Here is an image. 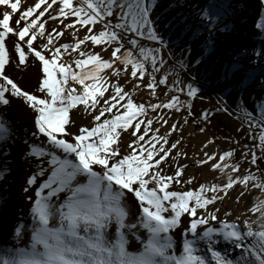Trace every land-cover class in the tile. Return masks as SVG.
<instances>
[{
  "label": "snow or ice",
  "instance_id": "obj_1",
  "mask_svg": "<svg viewBox=\"0 0 264 264\" xmlns=\"http://www.w3.org/2000/svg\"><path fill=\"white\" fill-rule=\"evenodd\" d=\"M154 8L155 0H36L27 7L22 0H0V108L10 107L13 98L21 100L31 110L32 136L46 138L29 144L25 154L40 161L38 171L27 180L29 187L38 185L34 201L29 197L33 201L31 243L0 249V264H264V199L248 210L259 214L258 231L253 230L256 221L241 223L240 216L229 221L231 212L221 219L220 209L210 208L234 186L248 190L251 182L264 194V180L245 173L238 162H225L233 157L232 150L206 152L197 161L221 173L230 169L226 183L171 190V185L183 182L186 166L177 165L174 175H167L161 165L173 158L180 144L169 141L178 125L172 124L161 135L153 125H167L168 120L153 119L149 112L180 111L181 102L177 95L163 103L135 99L142 85L152 96L158 85H168L170 73L159 79L156 75L164 69L162 53L169 41L156 27L159 17L152 18ZM224 11L218 0H206L198 9V29L211 33L222 22ZM46 14L71 30L73 42L60 43L65 33L57 28L47 31V20L41 21ZM69 18L72 22L65 23ZM98 25L102 28L96 31ZM258 27L264 28V21ZM88 42L101 51L87 50ZM103 52L110 56L104 58ZM29 61L39 68L38 87L33 91L6 70L12 64L27 68ZM185 89L188 97L197 95L198 88L182 85L178 79L170 92ZM242 111L250 128L261 127L264 147V101L259 105V123L247 107ZM124 133L133 138L126 152L121 148ZM15 134L0 113V144L14 142ZM217 161L225 163L221 166ZM251 163H256L255 153ZM8 171L4 168L0 177ZM194 180L190 177L185 183ZM129 198L135 202V213L128 207ZM130 214L135 222H130ZM22 228L20 224L15 228L17 237ZM181 228L178 243L173 233ZM140 229L147 233L146 239L139 235ZM129 235L141 243V251H127ZM227 245L240 249V255L234 257Z\"/></svg>",
  "mask_w": 264,
  "mask_h": 264
},
{
  "label": "rangeland",
  "instance_id": "obj_2",
  "mask_svg": "<svg viewBox=\"0 0 264 264\" xmlns=\"http://www.w3.org/2000/svg\"><path fill=\"white\" fill-rule=\"evenodd\" d=\"M35 2L36 0H22L25 7L31 6ZM204 5L205 0H155L152 18L156 20L159 17L156 27L169 41L168 47L162 53L166 61L164 69L156 75L159 79L165 72L170 73L168 85H158L156 96H152L150 90L142 85L141 90L137 91L135 96L137 103H163L167 102L171 95L179 97L182 105L180 111L163 109L157 113L149 112V116L153 119L163 116L168 120L167 125L160 123L153 125L154 128L160 129L161 135L169 132L172 124L178 125L177 130L169 136V141L179 140L180 144L172 152L173 158L161 165L167 175H174L177 165L186 166L184 167L183 182L170 186L171 190L175 191L195 189L201 183L224 184L227 182L230 169L221 173L219 170H212L211 165L199 166L197 164L198 160L205 158L206 152L212 154L232 150L234 155L226 160V163L235 164L238 162L245 173L251 172L260 180H264V147L261 146L259 139L262 129L261 127L250 128L248 117L242 111L247 107L253 112L257 123H259V105L261 101H264V87H262L264 76L260 75L264 73V55H259L257 51L248 48L245 44L227 42L230 36L237 38L239 35V28L247 16L245 9L231 17H226L210 33L208 29L200 30L197 26L198 9ZM44 20H47V31L51 32L53 28H57L65 33L64 37L60 39V43L73 42L71 30L62 28L60 19L56 21L47 19L46 14L41 18V21ZM64 22L71 23L72 19L69 18ZM101 28L102 26L98 25L96 31ZM84 34V30L81 29L80 37L82 38ZM142 43L152 47L158 46L148 41ZM6 46H8L7 43ZM125 47L127 48L128 45L125 44ZM87 50L101 51V47H93L88 42ZM102 55L107 59L110 52H103ZM256 57H258V62L253 67L252 62ZM6 70L7 74L25 89L33 91L38 87L39 68L32 61L28 62L27 68L21 66L18 69L15 64H12L6 65ZM177 79L181 81L182 85L191 83L198 88L197 95L188 97L186 89L184 93L170 92L173 81ZM144 83L146 84L147 80ZM127 90L131 91L132 85H129ZM20 102L17 118L23 121V126L27 127L29 133H33L35 128L31 110L21 100ZM188 104L191 105V108L188 107ZM224 106H227V112L221 110ZM205 113H207L206 118ZM213 115L214 118H209ZM219 119L225 121L219 122ZM81 126H84L83 123ZM40 139L45 140L46 138L40 137ZM132 139L128 133L123 134L121 148L124 152L127 151V145ZM169 146L166 145V147ZM177 152L180 153L179 156H176ZM252 153H255L256 156L255 164L251 163ZM217 162L221 166L225 163ZM4 168L9 171L0 177V249L26 247L31 243L33 220L30 209L35 198V189L38 186L29 187L27 180L38 170L29 169L20 163L9 168L0 156V171ZM97 170L100 169L97 168ZM190 177H195L193 183H185ZM16 180H20V184H17ZM8 186L13 189L14 193L9 192ZM25 188L29 190L25 192ZM242 191L245 194L240 196ZM15 194L22 196L23 200L19 207L13 211H22L23 215L18 214L19 220H7L8 202L12 201ZM29 197H32L33 201H30ZM262 199H264V194L258 189H253L250 182L248 190H245L242 185L234 186L229 190L227 196L217 200L210 208L212 210L219 208L218 215L221 219H224V213L231 212L232 215L227 217L229 221L235 220L237 216L241 217V223L244 219L256 221L253 230L258 231L261 223L259 214H252L248 210ZM127 204L131 212L135 213L134 200L129 198ZM130 222H135V217H131V214ZM50 223L55 224L56 221L52 220ZM18 224L23 225L19 237L15 235V228ZM184 226H187V221L184 222ZM182 231L183 228L173 233L174 239L178 243L182 239ZM110 232L114 238V227L110 229ZM138 233L141 238L146 239L147 233L143 229L138 230ZM221 246L225 245L221 244ZM227 247L234 257L240 255V249H234L231 245H227ZM141 250V243L129 235L127 251L136 253ZM177 252H179V247Z\"/></svg>",
  "mask_w": 264,
  "mask_h": 264
},
{
  "label": "bare ground",
  "instance_id": "obj_3",
  "mask_svg": "<svg viewBox=\"0 0 264 264\" xmlns=\"http://www.w3.org/2000/svg\"><path fill=\"white\" fill-rule=\"evenodd\" d=\"M218 2L222 4L223 9L225 10L222 14V21L225 20L226 17H231L244 9L246 10L245 12H247V16L239 28L240 33L237 38H232L230 36L227 42H232L233 44H245L248 48L257 51L259 55H264V28L258 27V24L264 21L263 0H218ZM257 62L258 57L252 62L253 67L256 66ZM20 103L19 99L13 98L10 107L0 108V113H3L4 118L10 121L16 130L14 142L10 140L7 144H0V153H3L0 154V156L4 159V162H6L9 168L12 165L20 163L29 169L33 168L38 170L40 161L35 158L27 157L25 154L28 151L29 144L34 141L40 143L44 140H41L40 137L39 139L34 138L32 133L27 131V127L23 126V121H20L17 118ZM25 141L28 143H25ZM44 166L48 167L46 163ZM16 182L17 184H20V180H16ZM8 187L9 192L14 193L13 189L10 186ZM22 200V196H17L16 194L13 195L12 201L8 202L9 208H7V220L20 219L18 214L23 215V212H14L13 210L19 207Z\"/></svg>",
  "mask_w": 264,
  "mask_h": 264
},
{
  "label": "trees",
  "instance_id": "obj_4",
  "mask_svg": "<svg viewBox=\"0 0 264 264\" xmlns=\"http://www.w3.org/2000/svg\"><path fill=\"white\" fill-rule=\"evenodd\" d=\"M211 117H213V118H214V115H213V116H210L209 118H211ZM218 121H219V122H221V121H223V122H224L225 120H223V119H219ZM226 123H227V121H226ZM227 125H228V123H227Z\"/></svg>",
  "mask_w": 264,
  "mask_h": 264
}]
</instances>
